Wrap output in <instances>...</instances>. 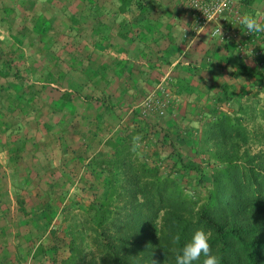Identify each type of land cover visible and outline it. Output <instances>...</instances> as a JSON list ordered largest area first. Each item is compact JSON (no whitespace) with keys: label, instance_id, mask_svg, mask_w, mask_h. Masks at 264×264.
<instances>
[{"label":"trees","instance_id":"trees-1","mask_svg":"<svg viewBox=\"0 0 264 264\" xmlns=\"http://www.w3.org/2000/svg\"><path fill=\"white\" fill-rule=\"evenodd\" d=\"M188 19L183 0H0V264H175L201 227L221 264H264V35L241 54ZM176 61L169 107H133Z\"/></svg>","mask_w":264,"mask_h":264},{"label":"built area","instance_id":"built-area-1","mask_svg":"<svg viewBox=\"0 0 264 264\" xmlns=\"http://www.w3.org/2000/svg\"><path fill=\"white\" fill-rule=\"evenodd\" d=\"M183 7L189 18L188 33L192 34L193 40L213 24L214 28L211 32L213 37L223 43L234 44L241 54L256 52L259 46L257 41L264 33H247L246 28L240 23L244 12L238 0H183ZM262 15L264 17V13ZM170 72L164 75L157 87L137 106L143 113L150 114L154 110H164L169 107L165 82L169 79Z\"/></svg>","mask_w":264,"mask_h":264},{"label":"clouds","instance_id":"clouds-1","mask_svg":"<svg viewBox=\"0 0 264 264\" xmlns=\"http://www.w3.org/2000/svg\"><path fill=\"white\" fill-rule=\"evenodd\" d=\"M240 23L247 33H264V19L259 14L246 12L242 14ZM211 233L205 228H197L176 252L175 264H221L220 257L212 250Z\"/></svg>","mask_w":264,"mask_h":264},{"label":"rangeland","instance_id":"rangeland-1","mask_svg":"<svg viewBox=\"0 0 264 264\" xmlns=\"http://www.w3.org/2000/svg\"><path fill=\"white\" fill-rule=\"evenodd\" d=\"M180 3H181V1H180ZM89 9V8H88ZM53 10V9H52ZM259 10H260V17H261V19H263L264 17H263V15H262V10H261V8H259ZM90 10H88L87 11V13H90L89 12ZM183 19V18H182ZM213 28H214V25L212 24V25H210L208 28H207V30H206V38H207V40H209L212 36H211V32H212V30H213ZM1 29H2V32H1V36L2 37H4L5 38V35L8 33V31H7V28L6 27H1ZM170 72V71H169ZM166 74H167V72H166ZM165 74V75H166ZM88 91H90V92H94L95 91V93L98 95V86L97 87H94L93 85H91L90 87H89V89H88ZM206 91V89L204 88L203 90H202V92L204 93ZM145 93V92H144ZM144 93L141 95H139L138 96V98H137V100L135 101V103L133 104V107H137L138 105H139V101H141V99L143 98V96H144ZM195 94H198L197 93V91L196 92H191V93H189V94H187V95H184V94H178V92H177V94L175 93V94H173V97H172V100L177 104V106H178V104H180V105H183L182 107H185V104H186V102H189V101H192L193 99H196L195 98ZM130 111V110H129ZM79 145H81V144H79ZM0 161L5 165V169H7L8 170V161H7V159H6V155H5V153L4 152H0ZM25 251H27V249H25ZM27 255V254H26ZM28 258V257H27ZM6 260H7V258H5ZM31 261H29V263H30Z\"/></svg>","mask_w":264,"mask_h":264},{"label":"crops","instance_id":"crops-1","mask_svg":"<svg viewBox=\"0 0 264 264\" xmlns=\"http://www.w3.org/2000/svg\"><path fill=\"white\" fill-rule=\"evenodd\" d=\"M184 29H185V27H184ZM109 51H110V53H112V57L116 58V60H119V59L123 58V54H122V52L117 51V50H112V51L109 50ZM105 57H106V54H103V58H105ZM177 62H178V61L174 62L173 65L170 66L169 70H166L164 73H166V72L168 73L169 71H171V69L173 68V66H174ZM142 79H143V78H141V80H140V81L142 82L141 84L144 83V81H143ZM156 84H157V83H156ZM139 95H140V94H138L137 97H138ZM17 253H18V252H17ZM17 253L15 252L14 255H17ZM7 262H8V261H7ZM7 262H6V260H5V261H4V264L7 263ZM16 263H17V262H16Z\"/></svg>","mask_w":264,"mask_h":264}]
</instances>
